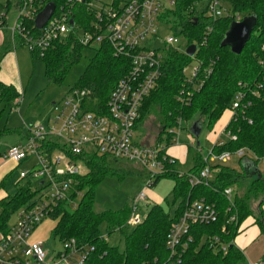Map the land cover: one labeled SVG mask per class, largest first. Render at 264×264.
Segmentation results:
<instances>
[{"label":"trees","instance_id":"16d2710c","mask_svg":"<svg viewBox=\"0 0 264 264\" xmlns=\"http://www.w3.org/2000/svg\"><path fill=\"white\" fill-rule=\"evenodd\" d=\"M7 1L9 6L18 0ZM174 1L176 5L166 9L162 19L171 24L173 29H180L176 35L186 38L190 44H198L199 49L195 57L172 49L162 50L163 74L156 89L144 103L137 129H141L147 118H154L161 126L158 143L179 119L183 121L184 127L200 122L212 130L223 114L231 109L239 95H242L240 108L226 128L237 139L227 140L223 146L215 147L214 151L221 154L245 149L253 155V159L243 161L242 173L223 165L212 166L214 181L209 185L195 187L190 184L188 177L179 176L181 166L178 161L167 164L170 172L160 177L155 185L164 178L175 181V200H182L175 217L172 218L162 206L154 204L149 207L143 221L130 226L128 221L132 214L131 205L120 210H99L96 201V190L101 182L108 176L124 179L127 175L125 169L118 160L111 157L96 153L81 156L87 173L75 177L68 200L61 202L51 217L58 220L54 229L57 238L64 244L75 240L78 248L88 252L84 264H164L169 257L166 241L172 222L181 215L188 201L199 198H204L216 206L219 220L214 224L193 229L194 241L184 255L182 264L246 263L245 255L236 246L235 240L242 223L253 216L251 202L264 194V177L258 170L259 161L264 159V64L261 63L264 59V0H228L235 14L239 13L243 18L257 17L251 40L241 55H235L229 47H222L224 35L235 21L234 16L217 20L212 24L214 31L207 35L206 29L210 24L207 17L194 8L196 0ZM36 2L41 12L51 2L59 8L68 0ZM87 17L84 8L76 9L75 19L80 28H86L91 23L92 18ZM23 25L28 30H35L33 20H24ZM86 48L90 47L82 44L77 28L67 39L54 42L43 57L32 55L34 59L43 61L48 80L62 85ZM196 59L202 63L201 80L204 85L201 90L193 92L186 86L183 70ZM129 69V59L116 57L109 44H102L95 49V56L75 89L89 90L92 99L89 108L105 114L112 91ZM208 70H211L209 74ZM20 97V92L13 85L0 82V120L6 108H16ZM93 102L97 108H93ZM4 132L7 131L0 130V136ZM187 164L190 166L184 171L187 175L199 174L208 165L199 149L192 147L189 148ZM249 173L258 176L246 193L237 195L234 206L231 207L224 190L241 184ZM15 186L13 195H7L0 200V236L8 233L13 213L29 207L34 202L29 204L30 201L43 188L33 178L20 179ZM78 192L82 195L80 198ZM74 201L78 202L75 209L72 207ZM263 206L264 203L256 210L258 215L255 223L264 234ZM234 215L237 216V221L231 222ZM118 231L125 240L124 250L109 242V237ZM217 239L219 242H216ZM221 244L227 246L226 251L221 249ZM215 245L219 246L217 251L214 249Z\"/></svg>","mask_w":264,"mask_h":264},{"label":"built area","instance_id":"2783aa9c","mask_svg":"<svg viewBox=\"0 0 264 264\" xmlns=\"http://www.w3.org/2000/svg\"><path fill=\"white\" fill-rule=\"evenodd\" d=\"M225 1L228 0H196L194 8L207 17L210 24L206 29L207 35L214 31L212 24L217 20L234 15L224 10ZM175 5L174 0H68L56 8L47 25L39 30L35 25L40 13L36 0L16 1L19 16L15 26L8 29L13 48L27 46L31 54L43 57L54 42L67 39L78 28L84 46L109 44L116 57L130 60V69L112 91L105 114L89 108L92 101L89 90L74 88L62 101L53 104L56 116L49 120L47 126L40 123L26 126L24 143L11 147L3 155L5 160L16 163L34 159L36 165L21 171L19 177L33 178L43 188L29 207L19 210L16 222L10 226L8 233L0 236V264H50L43 243H30L29 239L32 232L53 215L59 204L68 200L75 177L87 173L85 162L81 160V156L86 153L136 164L145 176V190L152 188L160 177L170 172L167 164L177 160L169 153V149L182 145L180 134L184 130L183 121L179 119L174 129L168 131L157 144L136 142L135 133L144 103L156 89L163 74L162 50L181 51L182 36L171 34L163 38L158 31L160 17L166 9ZM78 8H84L88 17L92 18L86 28H80L76 23ZM242 19L241 16L235 17V21ZM5 20V15L0 14V32L5 28ZM24 20H33L35 30H28L23 25ZM191 45L199 49L198 44L190 43L188 48ZM195 61L197 65L190 74L186 67L183 70L186 86L193 92L201 90L204 85L201 80L202 63L197 59ZM261 63L264 64V59ZM210 72L208 70L207 74ZM179 98L183 101L181 96ZM241 100L242 95H239L232 104V119L240 108ZM93 104V108H97L96 103ZM224 133L228 140L237 139L227 130ZM225 142L216 143L209 157L204 159L208 165L199 174L187 175L180 171L179 176L188 177L193 187L209 185L215 179L212 162L226 163L234 155L244 157L247 153L245 149L235 153H215L214 148L223 146ZM145 190L131 203L130 226L143 221L139 211L141 204L147 200ZM77 194L79 198L82 196L80 192ZM232 194L231 187L224 190L231 207L234 206ZM77 205L76 201L72 203L74 209ZM218 220L219 212L214 204L204 198L188 201L184 211L171 224L166 241L169 257L164 264H182L184 255L194 241L193 229L214 224ZM230 221L236 222L237 216L234 215ZM66 244L67 249L61 256L66 259V255L72 253L74 264H84L88 252L78 248L75 240ZM220 246L226 251V245ZM214 249L217 251L219 246L215 245ZM253 264H264V261Z\"/></svg>","mask_w":264,"mask_h":264},{"label":"rangeland","instance_id":"374dc122","mask_svg":"<svg viewBox=\"0 0 264 264\" xmlns=\"http://www.w3.org/2000/svg\"><path fill=\"white\" fill-rule=\"evenodd\" d=\"M224 10L232 12L234 17H238L239 13H234L229 1L223 3ZM173 8V7H172ZM0 14L5 15L6 22L3 33L9 35L8 29H12L19 16L16 3L12 2L8 6L7 0H0ZM243 18V17H242ZM159 35L163 38L171 34H179L180 29H173L167 21L160 17ZM2 32H0L1 35ZM180 53L185 54L189 46V41L186 38H180ZM97 45H93L90 48H86L80 61L73 66L68 74L65 83L62 85H56L51 83L46 76V68L41 59L35 58V66L32 69V82L29 87L24 88L21 92L20 103L17 108H6L1 120L0 130H4L2 136H0V200L7 195H13L16 191V183L20 181L19 174L21 171H26L30 167L32 168L33 161L30 163L22 162L18 167L14 162L5 160L3 155L14 146H18L24 143L23 133L26 132V126L36 125L38 123L48 125L49 120L56 116L53 104L55 102L62 101L70 91L76 87L79 79L84 75L91 59L95 56V49ZM179 46H177L178 48ZM20 51L27 55H32L27 46H20ZM197 63L192 60L187 66L186 71L190 74L196 67ZM19 101V100H18ZM232 119V113L227 110L221 119L216 123L212 130L202 125V132L199 137L194 136L191 133L192 124L185 126L184 130L180 134L183 146H173L170 148V154L178 157L180 161L184 159L183 152L189 148H198L204 159H207L210 155L214 142L217 136L229 125ZM174 128L169 129L173 130ZM161 126L154 118H147L141 129L135 133V141H141L142 136L145 135L146 142H154L161 138ZM223 141H227L226 135L222 137ZM188 158L185 163H178L181 166V171L187 170L190 166L187 164ZM252 160L253 155L247 153L244 157L234 155L231 160L226 163L212 162V166L223 165L236 172L242 173L244 171L243 161ZM35 161V160H34ZM120 165L125 169L127 175L124 179H120L115 176L106 177L96 190L97 208L120 210L136 199L138 194L145 190V176L140 168L133 163L126 161H119ZM258 170L264 177V159L259 161ZM255 173H249L241 184H235L231 187L233 190L232 200L235 202L237 195H243L250 187L252 182L257 178ZM175 188V181L170 178L161 179L157 185L145 190L147 194V200L141 204L139 217L144 219L147 215L150 206L157 204L162 206L172 218L175 217L176 212L182 202L181 199L175 200L173 190ZM40 195V194H39ZM38 195V197H39ZM38 197L30 201L31 204ZM264 203V194H261L257 200L251 202L252 209L254 210L253 216L246 219L240 228L239 235L236 238L237 247L240 250H246V253H260L261 247L264 249V234L260 226L254 221L258 213V209ZM19 211L13 213L10 219V225L16 222ZM58 220L56 218H48L44 220L31 234L29 242L34 243L40 241L45 246L48 254L47 261L50 264H74L75 259L72 253L66 255V259L61 255L66 251L67 244H64L59 238L54 235V229ZM111 245L119 246L121 250L125 248V240L121 232H116L109 237ZM262 252V251H261ZM256 255V253H255ZM262 253V257H263ZM258 256V255H257ZM67 260V261H66ZM259 262V261H258ZM246 264V263H245Z\"/></svg>","mask_w":264,"mask_h":264},{"label":"crops","instance_id":"0c3cea01","mask_svg":"<svg viewBox=\"0 0 264 264\" xmlns=\"http://www.w3.org/2000/svg\"><path fill=\"white\" fill-rule=\"evenodd\" d=\"M9 40H10L9 35L6 36V34H4L2 32L0 35V82L5 84V85H13L20 92L24 88H26V87L28 88L30 83L32 82V78H33L32 69L35 66L36 62H35L33 55L30 56V55H27L26 53H23L22 51H20L21 50L20 46L13 48L10 45ZM20 94H21V92H20ZM20 101L21 100H19V103H20ZM19 103H18V105H19ZM226 128L217 136L213 147L216 145V143L223 141L222 137L224 135H226L224 133ZM22 137H23V140L26 139V136H24V133H23ZM141 142L145 145H153V144H157L158 140H156L154 142H146L145 136L143 135ZM182 144H183V142H182ZM213 147H212V149H213ZM187 148L188 149H186V151L183 152L184 159L182 161H180L176 155H175V157L173 155L172 156L177 161L179 160L181 163H185L187 161V158H188L187 155L189 152V147H187ZM169 151H170V149H169ZM31 161H33L32 167L35 166L36 161H34V159H30V160L24 161V162H26L27 164L30 163V165H31V163H32ZM21 163L22 162H20V163L14 162L15 165L17 164L16 167H18ZM184 171H186V170H183V172ZM263 209H264V206H263ZM255 222L256 221H254V223ZM235 244H236V240H235ZM236 246H237V244H236ZM260 249L262 252L260 251V253L257 254V252L255 251L256 255H255V253H250L249 256L246 253V250H241L243 252V254L245 255L246 264H253V263H256L258 261L264 260V255L262 257V253L264 254V249H263V247H261Z\"/></svg>","mask_w":264,"mask_h":264},{"label":"water","instance_id":"95a60500","mask_svg":"<svg viewBox=\"0 0 264 264\" xmlns=\"http://www.w3.org/2000/svg\"><path fill=\"white\" fill-rule=\"evenodd\" d=\"M56 8L57 6L53 2L46 5V7L36 17L35 25L37 29L41 30L47 25L53 17ZM72 24H74V21H72ZM256 25V16H247L241 21L232 22L228 32L224 35L222 47H229L235 55H241L248 42L251 40ZM197 51L198 47L196 45H191L187 49V54L190 57H194ZM190 131L194 136L199 137L202 132V124L200 122H196L192 125Z\"/></svg>","mask_w":264,"mask_h":264}]
</instances>
